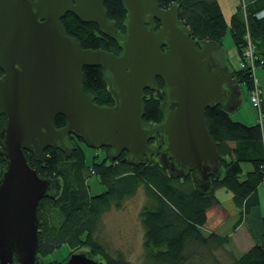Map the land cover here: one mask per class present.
Here are the masks:
<instances>
[{
  "label": "water",
  "instance_id": "obj_1",
  "mask_svg": "<svg viewBox=\"0 0 264 264\" xmlns=\"http://www.w3.org/2000/svg\"><path fill=\"white\" fill-rule=\"evenodd\" d=\"M106 1L0 0V161L7 164L0 176V264H42L38 204L58 196L63 185L40 176L25 151L41 162L48 148L70 155L75 135L93 149L111 148V159L126 152L134 165L165 154L170 174L192 177L201 193L222 177L206 110L236 111L243 91L232 69L215 58L221 43L194 39L180 6L161 7L158 0H122L127 13L120 32ZM68 13L95 23L121 52L85 48L66 32ZM91 65L102 68L114 104H99L86 92L84 68ZM146 89L163 97L158 123L144 120ZM61 114L66 124L57 127ZM62 264L105 262L81 249Z\"/></svg>",
  "mask_w": 264,
  "mask_h": 264
},
{
  "label": "trees",
  "instance_id": "obj_2",
  "mask_svg": "<svg viewBox=\"0 0 264 264\" xmlns=\"http://www.w3.org/2000/svg\"><path fill=\"white\" fill-rule=\"evenodd\" d=\"M158 3L161 7L177 3L180 6L179 17L191 28L194 39L209 38L222 43L229 25L218 0H158ZM105 7L109 19L115 20L117 28L124 31L127 12L122 0H107ZM263 8L264 0L252 2L248 31L255 45V55L262 66L264 18L259 19L257 14ZM241 15L234 13L231 17V35L239 55H242L247 42V24ZM62 22L66 32L75 36L85 48L102 47L110 52H121L118 42L99 31L95 23H85L73 13H68ZM255 67L254 72L250 66L239 65V69H232L241 89L245 87L250 92L253 74L258 77V67ZM84 74L86 92L95 95L99 104H114L102 68L91 65L84 68ZM157 82L163 87L161 78H157ZM146 93L144 120L158 123L163 117V97H158L150 89H146ZM250 100L249 95L252 105ZM206 112L209 131L218 145L223 168L222 177L214 179L211 190L206 193L197 190L192 177L170 174L161 160L134 165L128 162L126 152L111 159V148L107 146L106 156L100 161L95 160L92 165L87 164L85 150L80 144L70 155L64 150L48 148L47 158L42 162L32 152L25 151L28 163L40 176L58 177L63 184L58 196L43 197L38 204L39 254L46 256L61 245L68 244L72 249L70 254L81 248H90L94 256L104 255L105 264H131L123 255L117 258L109 255L95 233L105 212L113 207H121L124 200L143 186L149 203L141 210L140 217L151 264H264L262 243L256 242L249 250L235 255L227 248L230 241L228 235L217 232L205 235L202 229L207 222V210L221 201L215 192L219 187H226L232 192L235 204L241 209V216L250 213L260 203L258 189L264 184V125L259 121L249 124L234 120L232 113L220 105L208 108ZM4 120V115H0V129ZM66 120L61 114L56 117L55 124L62 127ZM245 162L253 165L246 175ZM0 165L1 176L6 161H0ZM96 173L106 190L92 194L88 178ZM65 260L45 264H62Z\"/></svg>",
  "mask_w": 264,
  "mask_h": 264
},
{
  "label": "rangeland",
  "instance_id": "obj_3",
  "mask_svg": "<svg viewBox=\"0 0 264 264\" xmlns=\"http://www.w3.org/2000/svg\"><path fill=\"white\" fill-rule=\"evenodd\" d=\"M253 1L259 0H218L222 9L224 5V12L227 16L226 21L229 26L226 34L224 35L221 41L222 48L217 53V57L220 59L221 63L227 65L231 69H239V65L241 66V63L244 60L243 54L245 49H248L250 47L248 45L250 41L248 40L245 43L242 55H239L238 48L234 43L233 36L231 35V19L228 17L230 16L231 11L233 14H242L241 16L247 24L246 34H248L247 32L250 31L251 26L249 22V7L251 6ZM233 7H235V10ZM255 64L256 66L261 65V63L258 61V56L256 58ZM262 72L264 73V68H258V73H261L259 75V81L262 88L261 98H264V77H262ZM253 85L254 78L252 81L250 92H248L247 88H242V98L244 100L242 102V105L236 111L232 112L231 117H233L234 120L241 121L244 119V114L248 113L249 116H252V119H250L251 121L247 119L248 123H254L255 121H258V112L249 102V95L252 92ZM261 109L264 113V104H262ZM80 145L85 150L88 165H92L95 160L100 161L106 156V148L93 149L82 142L80 143ZM243 165L244 174L246 175L247 170L251 169L253 165L249 162H245ZM0 171H2L1 165ZM88 181L90 186V192L92 194L101 193L106 190V186L102 181H100V176L98 173L90 175ZM138 190L139 191L136 194L129 196V198L124 200V203L121 207H113L103 214L100 220V225L95 234L98 241H100V243L104 246L106 252L109 255H112L116 258L123 255V257L131 264H151L148 260L146 253L144 243L145 228L143 222H141L140 217L141 210L145 205H147V203H149V200L146 189L143 186H141ZM215 192L216 195L220 197L221 201L220 203H218L219 206H215L214 208H212L210 212V220L208 223L206 222L207 224L205 223V225L203 226L205 235L211 233V229L207 226L214 227L216 226V223L218 224L222 221L219 225L222 228V223H225L227 220H230L231 217L229 216V214L234 213L238 210V206H236L232 192L230 190H228L226 187H219L215 190ZM222 229H224V225ZM234 232L235 229L233 230L232 234H228L230 239L228 244L229 249H233V246L238 243H240L241 247L245 245V243L243 242H236V239L234 238L235 236L233 235ZM238 246L236 245V247ZM81 249L89 250L90 248ZM70 252H72L71 247L68 244H63L60 246V248H58L52 253L46 254V256H42L41 254H39V256L41 258L42 264H45L46 262L50 261L57 263L60 261L62 262L63 260L68 258ZM97 256L102 257V259L105 260L104 255L100 254Z\"/></svg>",
  "mask_w": 264,
  "mask_h": 264
},
{
  "label": "crops",
  "instance_id": "obj_4",
  "mask_svg": "<svg viewBox=\"0 0 264 264\" xmlns=\"http://www.w3.org/2000/svg\"><path fill=\"white\" fill-rule=\"evenodd\" d=\"M233 8L235 10V7H233ZM224 10L225 9H224V5H223V13L225 15ZM232 15H233V13L231 11L230 16H232ZM230 16L228 18L231 19ZM226 18H227V16H226ZM257 67L260 69L264 68V66H257ZM258 68H257V75L259 77V75L261 73H258ZM263 74L264 73L262 72V77H264ZM263 104H264V98H263ZM251 117L252 116H249V114L246 113V114H244V117H243L244 119L241 121H245L248 123L247 119L250 120V119H252ZM249 124H254V123L249 122ZM258 195H260V203L257 206L253 207L252 210L250 211V213H247L244 216L243 215L241 216V209L238 206L237 211L229 214V216L231 217L230 218L231 221L227 220L225 223H222L224 225V229H222L223 225H221L222 228L219 226L222 221L218 224L216 223V226H214V227L213 226H211V227L207 226L211 229L210 230L211 232H215V233L217 232L218 234H221L224 236H226L228 234L229 235L232 234L233 230L235 229V232L233 233V235L235 236L234 238L236 239V242L240 241V242L245 243V245L243 247L240 246V243L236 244L237 246L239 245L238 247H236V245H234L233 246L234 250L229 249L228 244H227V248L229 250L233 251L235 255H239L240 253H243V252L249 250V247L254 245L256 242H260L264 245V205H263V203H264V184H261L259 186ZM215 206H219V204H215ZM215 206H212L207 210V223L210 220V212H211L212 208H214ZM202 229H203V227H202Z\"/></svg>",
  "mask_w": 264,
  "mask_h": 264
},
{
  "label": "built area",
  "instance_id": "obj_5",
  "mask_svg": "<svg viewBox=\"0 0 264 264\" xmlns=\"http://www.w3.org/2000/svg\"><path fill=\"white\" fill-rule=\"evenodd\" d=\"M257 17L259 19L264 18V8L258 12ZM246 35H247V41L248 40L250 41L248 43V45L250 47L248 49H245V51H244V54H243L244 60L241 63V66L242 67L250 66V67H252V70L254 72V70L256 69L255 61L257 58V56L255 55V45H253V42L251 41V35H249V33ZM253 77H254V85L252 87L253 89H252V92L250 94V99H251L252 105L258 111L257 120L261 123V125H264V120H263L264 113L261 109L262 101H263V99L261 98L262 88H261L259 78L255 76V73L253 74ZM263 181H264V179H263Z\"/></svg>",
  "mask_w": 264,
  "mask_h": 264
},
{
  "label": "flooded vegetation",
  "instance_id": "obj_6",
  "mask_svg": "<svg viewBox=\"0 0 264 264\" xmlns=\"http://www.w3.org/2000/svg\"><path fill=\"white\" fill-rule=\"evenodd\" d=\"M120 32H121V30L120 29H118ZM215 58L217 59V61L218 62H221L220 61V59L217 57V54L215 55ZM160 138V136L158 137V139ZM70 139H71V141L73 142H76L77 143V145H79L81 142L79 141V139L75 136V135H72L71 137H70ZM158 139H155V140H153L152 142L156 145V146H158V147H162V146H160V144H159V141H158ZM103 148H105V147H103ZM127 157V156H126ZM157 160H161L162 162H164L166 165H168V169H169V171H170V168H171V166H172V164H171V162L170 161H168V157L165 155V154H161L160 156H157Z\"/></svg>",
  "mask_w": 264,
  "mask_h": 264
}]
</instances>
